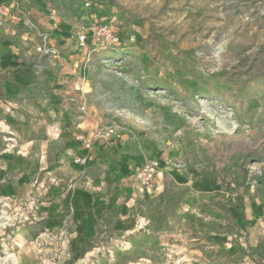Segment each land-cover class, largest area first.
<instances>
[{
  "label": "rangeland",
  "instance_id": "obj_1",
  "mask_svg": "<svg viewBox=\"0 0 264 264\" xmlns=\"http://www.w3.org/2000/svg\"><path fill=\"white\" fill-rule=\"evenodd\" d=\"M33 1L0 0L10 17L0 32H41L52 52L38 46L43 58L51 37L68 41L61 52L74 57L79 89L64 103L84 115L94 93L97 127H112L138 167L157 164L164 191L139 226L94 239L79 257L71 233L23 236L36 222L0 220V264L15 263L9 254L17 264H264V0ZM95 22L118 43L94 40Z\"/></svg>",
  "mask_w": 264,
  "mask_h": 264
},
{
  "label": "crops",
  "instance_id": "obj_2",
  "mask_svg": "<svg viewBox=\"0 0 264 264\" xmlns=\"http://www.w3.org/2000/svg\"><path fill=\"white\" fill-rule=\"evenodd\" d=\"M33 3L42 8V0ZM30 14L42 28V10ZM3 15L0 23L10 20ZM12 19L16 24L22 20ZM70 29L66 24L60 32L67 35ZM38 34L30 27L7 26L0 32V200L38 195L39 220L21 234L71 233L72 252L79 257L94 239L121 236L139 226L145 207L162 195L163 184L157 177L141 193L136 175L141 157L118 141L85 146L88 133L103 121L94 107L95 94L88 95L84 115L64 103L77 96L73 87H79L68 75L74 57L61 52L68 41L51 37L54 53L43 58L36 50ZM4 130L15 132V148L7 147Z\"/></svg>",
  "mask_w": 264,
  "mask_h": 264
},
{
  "label": "built area",
  "instance_id": "obj_3",
  "mask_svg": "<svg viewBox=\"0 0 264 264\" xmlns=\"http://www.w3.org/2000/svg\"><path fill=\"white\" fill-rule=\"evenodd\" d=\"M88 3L87 6H90ZM94 40L103 41L109 44H117L119 41V36L116 31L112 28L109 23L98 24L97 22L92 24ZM78 43L82 48H87V35L85 32H81L78 36ZM42 54H51V50L48 48L47 44H42L37 49ZM79 89V87H76ZM81 111H85V107H80ZM3 132V131H2ZM6 133V144L7 147L15 148L17 146V136L13 131H5ZM116 137L115 130L112 127H95L93 128L86 138L84 139V144L87 148H91L95 142L110 143ZM82 158H76L77 162H80ZM158 174V165L155 163H146L137 170V178L139 181V189L141 192L148 191L154 185V182ZM0 220L1 224H13L15 221L19 223H34L38 221V211L40 207V199L38 195L32 194L25 199H14L6 198L0 200ZM61 234H67L61 232ZM60 234V235H61ZM50 238L49 235H46Z\"/></svg>",
  "mask_w": 264,
  "mask_h": 264
},
{
  "label": "bare ground",
  "instance_id": "obj_4",
  "mask_svg": "<svg viewBox=\"0 0 264 264\" xmlns=\"http://www.w3.org/2000/svg\"><path fill=\"white\" fill-rule=\"evenodd\" d=\"M7 257H8V256H7ZM8 259H10V260L14 261V262H15L14 264H17V259H16V257H15V255H14V254H9V257H8ZM6 262H7V260H6Z\"/></svg>",
  "mask_w": 264,
  "mask_h": 264
}]
</instances>
